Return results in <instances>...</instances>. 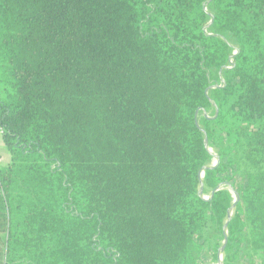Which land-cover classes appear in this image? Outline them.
<instances>
[{
	"label": "trees",
	"instance_id": "obj_1",
	"mask_svg": "<svg viewBox=\"0 0 264 264\" xmlns=\"http://www.w3.org/2000/svg\"><path fill=\"white\" fill-rule=\"evenodd\" d=\"M0 130V264H264V0H0Z\"/></svg>",
	"mask_w": 264,
	"mask_h": 264
},
{
	"label": "water",
	"instance_id": "obj_2",
	"mask_svg": "<svg viewBox=\"0 0 264 264\" xmlns=\"http://www.w3.org/2000/svg\"><path fill=\"white\" fill-rule=\"evenodd\" d=\"M212 19H214V18L212 17ZM211 24H212V23H211ZM230 63L232 64V61H231ZM217 114H218V110H217ZM205 117L208 118V116H207L206 113H205ZM205 144H206V146H207V144H208V139H207V137L205 138ZM210 152H211V151H210ZM211 153H212V152H211ZM219 163H220V159H219L218 157L215 156V162L213 163V165H212L211 167H205V168H204V171L212 170V169L217 168V167L219 166ZM204 171H203V172H204ZM203 172L201 173V179H202V177H203V175H204ZM201 181H202V180H201ZM220 188H221V185H220L216 190H214V191L212 192V195H211V196L213 197L214 194H215L217 191L220 190ZM203 190H204V186H203V183L201 182L200 195H203ZM231 191H232V193H233L234 195H236V192L234 191V189H232ZM212 197H203V199H204L205 201H209ZM238 201H239V199L237 198L236 203L233 205V207L230 209V211H229V213H228V222L230 221V218H231V216H232L231 211H233V209L236 207ZM227 226H228V223H226V225H225V227H224V230H225V241H224V245L222 246V248H221L220 251H219V258H218V263H217V264H222V263H223V252H224V250H225V247H226V245H227V240H228V236H227V232H226Z\"/></svg>",
	"mask_w": 264,
	"mask_h": 264
},
{
	"label": "crops",
	"instance_id": "obj_3",
	"mask_svg": "<svg viewBox=\"0 0 264 264\" xmlns=\"http://www.w3.org/2000/svg\"><path fill=\"white\" fill-rule=\"evenodd\" d=\"M9 163H10V155L4 147L2 140V132L0 130V168H7Z\"/></svg>",
	"mask_w": 264,
	"mask_h": 264
},
{
	"label": "rangeland",
	"instance_id": "obj_4",
	"mask_svg": "<svg viewBox=\"0 0 264 264\" xmlns=\"http://www.w3.org/2000/svg\"><path fill=\"white\" fill-rule=\"evenodd\" d=\"M206 197H208V196H206ZM206 264H209L208 261H206Z\"/></svg>",
	"mask_w": 264,
	"mask_h": 264
}]
</instances>
